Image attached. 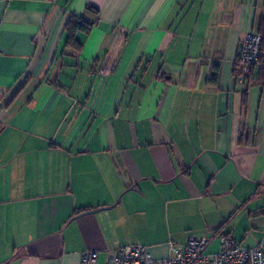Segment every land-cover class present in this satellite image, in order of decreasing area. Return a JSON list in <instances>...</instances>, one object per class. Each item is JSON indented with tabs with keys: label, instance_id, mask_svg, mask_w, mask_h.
Instances as JSON below:
<instances>
[{
	"label": "crops",
	"instance_id": "crops-1",
	"mask_svg": "<svg viewBox=\"0 0 264 264\" xmlns=\"http://www.w3.org/2000/svg\"><path fill=\"white\" fill-rule=\"evenodd\" d=\"M262 3L0 0V264L215 251L217 229L264 254V59L237 62Z\"/></svg>",
	"mask_w": 264,
	"mask_h": 264
},
{
	"label": "built area",
	"instance_id": "built-area-1",
	"mask_svg": "<svg viewBox=\"0 0 264 264\" xmlns=\"http://www.w3.org/2000/svg\"><path fill=\"white\" fill-rule=\"evenodd\" d=\"M261 59H264L262 36L256 31L246 32L237 51V62L243 73L247 75L249 68ZM214 237L218 242L215 251L209 250L211 238L190 237L181 255L162 259L154 257L146 245H122L111 253L108 264H264V254L259 247H245L222 229H218ZM96 257L97 253L92 250L81 254L83 264H92Z\"/></svg>",
	"mask_w": 264,
	"mask_h": 264
},
{
	"label": "trees",
	"instance_id": "trees-1",
	"mask_svg": "<svg viewBox=\"0 0 264 264\" xmlns=\"http://www.w3.org/2000/svg\"><path fill=\"white\" fill-rule=\"evenodd\" d=\"M91 10L97 11V8L88 6ZM92 25L91 21L86 20L83 16H77L75 14L70 15L68 21L65 24V32L67 33L66 45L74 49H79L80 45L76 41V33L78 31H88ZM262 36V50L264 51V18L260 20L258 30L256 31ZM261 59L259 62H261ZM216 79V73L213 76V80ZM218 230V229H217ZM216 230V231H217Z\"/></svg>",
	"mask_w": 264,
	"mask_h": 264
},
{
	"label": "water",
	"instance_id": "water-1",
	"mask_svg": "<svg viewBox=\"0 0 264 264\" xmlns=\"http://www.w3.org/2000/svg\"><path fill=\"white\" fill-rule=\"evenodd\" d=\"M99 209H102V208L90 209V210L85 211V212H82L81 214H78V215H76V216L83 215V214H87V213H92V212H95V211H97V210H99ZM76 216H75V217H76Z\"/></svg>",
	"mask_w": 264,
	"mask_h": 264
},
{
	"label": "rangeland",
	"instance_id": "rangeland-1",
	"mask_svg": "<svg viewBox=\"0 0 264 264\" xmlns=\"http://www.w3.org/2000/svg\"><path fill=\"white\" fill-rule=\"evenodd\" d=\"M260 9V8H259Z\"/></svg>",
	"mask_w": 264,
	"mask_h": 264
}]
</instances>
